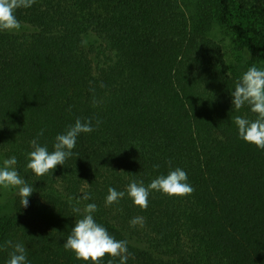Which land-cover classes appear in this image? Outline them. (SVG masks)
Returning a JSON list of instances; mask_svg holds the SVG:
<instances>
[{
  "label": "trees",
  "instance_id": "16d2710c",
  "mask_svg": "<svg viewBox=\"0 0 264 264\" xmlns=\"http://www.w3.org/2000/svg\"><path fill=\"white\" fill-rule=\"evenodd\" d=\"M15 15L20 29L0 31V167L15 156L34 191L0 215V264L7 241L28 264H91L63 247L87 203L127 241V264H264V149L239 138L234 117H256L231 102L242 73L264 70V0H35ZM78 118L95 130L64 164L26 170L30 141L51 152ZM177 167L190 195L105 206L109 187H147Z\"/></svg>",
  "mask_w": 264,
  "mask_h": 264
},
{
  "label": "clouds",
  "instance_id": "9594fccd",
  "mask_svg": "<svg viewBox=\"0 0 264 264\" xmlns=\"http://www.w3.org/2000/svg\"><path fill=\"white\" fill-rule=\"evenodd\" d=\"M33 3L35 0H0V31H18L21 24L15 15L16 10L31 7ZM231 97L233 109L240 110L247 106L256 117L254 120L239 115L234 117L239 138L257 148L264 149V70L254 65L249 67L235 82ZM99 123L97 121V126ZM94 130L91 120L82 122L78 118L74 124L68 126L64 133L56 135L51 152L47 146H41L36 139L30 141L32 150L26 154V170H31L36 176L48 174L57 165H63L65 160L72 155V149L75 148L76 139L80 133H91ZM42 134L41 131L38 135ZM16 163L15 156L4 159L3 166L0 167V186L5 189L17 188L21 198V207L26 208L29 203L27 198L34 189L26 184L15 170ZM154 167H159V165H154ZM187 179V173L177 167L166 175L157 176L147 187L142 181L130 182L126 192L109 187L105 206L116 203L127 195L134 205L146 209L150 190L159 191L170 197L190 195L194 189L187 183ZM89 199L90 193L85 191L77 198V203ZM69 200L71 201L72 197H69ZM72 210L80 214L82 218L75 221L63 244L66 251L74 253L75 259L91 262V264H100L106 254L113 258L119 257V264H127L129 256L127 241L116 240L105 227L94 220L92 214L97 210L95 203H87L83 209L73 207ZM142 222L143 218L135 217L130 221V225L135 226ZM6 245L12 249L6 264H28L25 246L22 243L7 241ZM108 264H113V261L109 260Z\"/></svg>",
  "mask_w": 264,
  "mask_h": 264
},
{
  "label": "rangeland",
  "instance_id": "374dc122",
  "mask_svg": "<svg viewBox=\"0 0 264 264\" xmlns=\"http://www.w3.org/2000/svg\"><path fill=\"white\" fill-rule=\"evenodd\" d=\"M215 32L218 35L220 34L219 27L215 28ZM17 191L18 189L14 187L5 189L0 186V215H4L11 211L13 199Z\"/></svg>",
  "mask_w": 264,
  "mask_h": 264
}]
</instances>
